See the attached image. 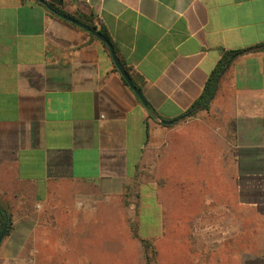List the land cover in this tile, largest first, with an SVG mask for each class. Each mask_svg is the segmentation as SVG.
I'll list each match as a JSON object with an SVG mask.
<instances>
[{"label": "crops", "instance_id": "obj_1", "mask_svg": "<svg viewBox=\"0 0 264 264\" xmlns=\"http://www.w3.org/2000/svg\"><path fill=\"white\" fill-rule=\"evenodd\" d=\"M47 2L104 29L145 102ZM261 44L264 0H0V264H145L139 238L151 264H264ZM228 50L209 109L185 115ZM169 173L193 199L160 202ZM138 183L160 212L144 233Z\"/></svg>", "mask_w": 264, "mask_h": 264}, {"label": "trees", "instance_id": "obj_2", "mask_svg": "<svg viewBox=\"0 0 264 264\" xmlns=\"http://www.w3.org/2000/svg\"><path fill=\"white\" fill-rule=\"evenodd\" d=\"M41 4H43L44 7L48 8L52 14L59 15V16H60V14H64V12L60 8L54 6L53 4H51L49 2L41 3ZM79 20L81 22L87 24L88 26H90L92 30L99 31L108 40H110L107 33L104 31V29H102L101 27L98 28L92 22L91 18L81 15V16H79ZM263 47H264V44H261V45L257 46V49H260ZM250 49H252V48H250ZM241 51H244V50H239V51L228 50L222 54L221 58L219 59V61L216 64L215 68L209 74L208 79L205 82L200 95L191 104V106L188 108V110L186 111L185 114L192 115L197 111L209 109L210 103H211V101L215 95V92H216V89L218 86L219 77L221 76V74L224 72V70L231 63L232 56L235 53H240ZM4 226L7 228L6 233H8L9 230L11 229V219H10L9 213L5 210L4 207H2L0 205V229L3 228ZM133 234H134V236H137V234L135 233V230H133ZM139 240H140L141 245L144 249L145 264H151V262L154 258V250H153L152 244L150 243V241L148 239L139 238Z\"/></svg>", "mask_w": 264, "mask_h": 264}, {"label": "rangeland", "instance_id": "obj_3", "mask_svg": "<svg viewBox=\"0 0 264 264\" xmlns=\"http://www.w3.org/2000/svg\"><path fill=\"white\" fill-rule=\"evenodd\" d=\"M168 176H166L168 178L167 180V183L164 184V188L166 187V190L163 192V194L161 195V199H160V202L164 203V205L167 206V204H170V203H166V202H171V201H187L189 199H193V192L192 190L189 188V185L188 184V175L187 174H184V175H181L180 178L183 179L184 181V185H182L181 189H176V185H175V182H173V178L171 176V174H167ZM139 188V192L137 193L140 197V200L142 199L143 202H142V206L140 207V216L142 217V221H143V224H142V233L145 232V230H148V229H153L155 226H156V216H158L160 214L159 212V209L157 206L154 205V201L151 199L153 198V192L152 190H150V185H146V184H142V183H138V186ZM131 197H132V200H135V199H138L139 197L136 196L135 194V191L133 192V194H131ZM182 203V202H181ZM165 210L167 208L168 212L169 213H164L165 215H167V222L168 221H171L172 218H173V213H172V210H176L178 211L177 215H180V216H184L186 217V211H187V208L186 207H183V206H180V207H164ZM132 210V211H138V207H133V208H129L128 210ZM130 210V211H131ZM183 210H185V213L183 212ZM175 218V217H174ZM168 226L170 224H167ZM169 232V231H167ZM171 233H169V236H170ZM166 236V235H165ZM161 243L163 245L167 244L166 240L163 239L161 240ZM174 259V257H172ZM176 260V259H175ZM175 262V261H174ZM182 264V263H181Z\"/></svg>", "mask_w": 264, "mask_h": 264}, {"label": "water", "instance_id": "obj_4", "mask_svg": "<svg viewBox=\"0 0 264 264\" xmlns=\"http://www.w3.org/2000/svg\"><path fill=\"white\" fill-rule=\"evenodd\" d=\"M43 1V0H41ZM60 16L76 25H78L79 27L92 32L93 35H95L97 38H99L102 42H104L111 53V56L113 58L114 64L117 67V69L119 70V72L121 73L122 77L124 78V80L127 82V84L129 85V87L135 92V94L140 98V100H142L143 102H145V99L143 97V95L141 94L140 90L137 88V86L134 84L133 80L131 79V77L129 76V74L127 73V71L124 69V67L121 65V63L119 62V60L116 57L114 48L112 46V44L108 41V39L101 34L99 31L97 30H92L90 26H88L87 24L80 22L77 19H74L66 14H60ZM187 115V114H185ZM182 117V116H180ZM178 118L172 119L170 120L168 123H172L174 121H176ZM7 231V228L4 226L1 230H0V242L2 241L3 237L5 236Z\"/></svg>", "mask_w": 264, "mask_h": 264}]
</instances>
